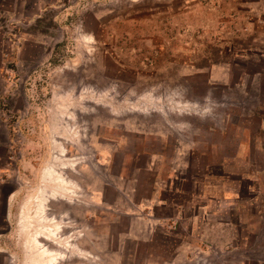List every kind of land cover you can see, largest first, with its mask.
I'll list each match as a JSON object with an SVG mask.
<instances>
[{"label": "rangeland", "instance_id": "1", "mask_svg": "<svg viewBox=\"0 0 264 264\" xmlns=\"http://www.w3.org/2000/svg\"><path fill=\"white\" fill-rule=\"evenodd\" d=\"M57 185L90 264H264V0H0V264Z\"/></svg>", "mask_w": 264, "mask_h": 264}, {"label": "bare ground", "instance_id": "2", "mask_svg": "<svg viewBox=\"0 0 264 264\" xmlns=\"http://www.w3.org/2000/svg\"><path fill=\"white\" fill-rule=\"evenodd\" d=\"M74 96V95H73ZM67 117L73 118L71 113H66ZM72 121V120H71ZM72 137V136H71ZM61 150V149H60ZM62 167L74 166V160L62 161L60 164ZM55 174V178L51 181L63 182L62 173H56V171H48L46 173L47 178H52ZM73 183V182H72ZM63 188L59 185L52 187L50 192L46 189L42 192V197L39 201L38 206L35 208L33 213V220H36L39 224V229L35 228L32 231L31 237L27 245L28 257L26 260L27 264H63V263H73L74 259H82L86 264H90L89 254H84L80 251L81 249H76L75 244H72L71 239L64 235L63 222H56L47 216V211L49 206L47 204L48 198H58L56 200H66L72 201L73 198L64 194ZM50 194V195H48ZM65 217V216H63ZM63 217L62 220H63ZM60 219V218H59ZM69 220V218H65ZM69 240V241H68ZM70 243L68 247L75 246L72 248H67V243ZM77 244V243H76ZM81 248V247H80ZM82 264V263H81Z\"/></svg>", "mask_w": 264, "mask_h": 264}]
</instances>
